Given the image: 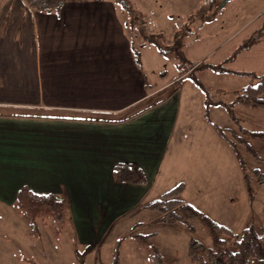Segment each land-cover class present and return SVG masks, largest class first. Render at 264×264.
<instances>
[{"label":"crops","instance_id":"obj_1","mask_svg":"<svg viewBox=\"0 0 264 264\" xmlns=\"http://www.w3.org/2000/svg\"><path fill=\"white\" fill-rule=\"evenodd\" d=\"M250 4L264 8V0ZM148 16L144 25L155 32ZM128 22L114 0H63L51 11L0 0V218L4 210L20 215L15 200L23 185L54 193L66 201L73 235L89 245L103 219L182 182L183 201L238 232L229 201L240 172L229 144L203 117L204 94L184 79L186 71L154 84L153 68L165 56ZM117 163L140 167L146 183L117 181Z\"/></svg>","mask_w":264,"mask_h":264},{"label":"rangeland","instance_id":"obj_2","mask_svg":"<svg viewBox=\"0 0 264 264\" xmlns=\"http://www.w3.org/2000/svg\"><path fill=\"white\" fill-rule=\"evenodd\" d=\"M126 1L143 17L148 19L150 14L155 19L157 29L155 32L147 31L158 35L159 42L167 47V54L153 68L159 73L150 77L154 84L167 83L175 79L179 72L188 73L190 68L200 62L264 74V34L257 44L249 50H243L233 61H224L244 40L260 31L264 32L263 6L250 4V0H226V5L222 8L209 7L208 0ZM214 1L219 4L223 0ZM258 11L260 17L254 18L249 26L242 27L222 43L233 29L241 27L244 20ZM209 16L211 19H208ZM198 23L202 25L200 30L195 28ZM175 40L182 43L181 50L187 59L181 68L177 66L178 60L170 50L172 47H169ZM164 70L166 75L161 76L160 72ZM195 75L206 87L209 100L224 104L232 103L234 91H241L250 81L248 76L220 73L211 69L196 71ZM184 79L191 81L187 75ZM217 89H223L226 93H218ZM232 113L234 117L218 104L209 111L212 121L224 130L226 138L236 145L239 153L235 161L240 172V183L237 191H234V200L229 201L230 212L234 214L230 220L231 225H237L238 232L250 225L264 231V175L260 182L257 174L264 173V139L251 141L256 152V156H253L233 135L242 136L248 141L249 136L244 134L242 129L263 131L264 108L245 107L235 103ZM248 188L252 189V192H249ZM60 198L64 201L65 209L66 201ZM158 198L156 196L153 200ZM141 207H136L118 218L103 219L102 227L91 229L89 245L80 243L73 235L74 225L67 210H64L62 223L39 218L38 238L29 234L31 227L27 217L20 214L12 218L13 213L4 210L0 218V264H110L116 242L130 233L153 234L151 244L166 264H195L187 254L188 243L192 238L200 241L205 247L211 245L210 232L202 218L166 222L162 220L163 214L160 212ZM15 210V214H19L16 205ZM198 210L221 223L218 219L220 217H216L218 215L212 214L214 218L210 212ZM217 214L222 216L225 213ZM57 229L58 233L55 232ZM149 253V247L140 246L133 238L125 237L119 247L118 264H153Z\"/></svg>","mask_w":264,"mask_h":264},{"label":"trees","instance_id":"obj_3","mask_svg":"<svg viewBox=\"0 0 264 264\" xmlns=\"http://www.w3.org/2000/svg\"><path fill=\"white\" fill-rule=\"evenodd\" d=\"M32 9L39 11H51L58 8L63 0H24ZM121 6V9L127 12L129 16L128 25L133 27L136 25L138 34L142 37L145 43L154 45L161 55L167 54V47L159 42V36L155 33H149L145 28L144 17L134 9L126 0H114ZM209 7L219 8L220 3L214 6V0H208ZM212 16V15H211ZM209 16L208 19H211ZM264 32L260 31L244 40L234 51L224 60L225 62L233 61L236 56L243 50L250 49L257 44ZM170 50L174 52L178 67L186 62V57L181 50L182 43L175 40ZM136 62L140 64V54L134 50ZM203 69H211L220 73H232L248 76L249 83L241 90L234 91V100L232 103L224 104L212 102L209 100V95L202 81L196 77L195 72ZM165 76L166 72L160 73ZM192 83L201 90L204 94V114L203 117L208 124H211L217 134L223 138L233 150L235 157H239L236 145L226 138L224 130L216 125L209 116V107L213 105L222 106L230 115L233 116L232 107L235 103H239L245 107L264 108V74H256L252 71H237L228 69L221 64H211L208 62H200L190 68L186 74ZM176 91V89L174 90ZM218 93H225V90L218 89ZM242 132L249 136V140H245L242 136H235V139L245 145L246 150L253 156L256 152L252 147L251 141L255 139H264L263 131H248L242 129ZM113 173L117 181L120 183L130 184H145L146 177L142 169L131 163H117L113 167ZM259 175L258 181H262L263 172H257ZM184 184L178 183L174 187L164 192L158 199L142 205L145 209H151L163 214L162 220L166 222L187 221L193 218H202L210 232L211 245L205 247L200 241L190 239L187 247V254L190 260L195 264H264V231L258 230L253 225L245 227L240 232H232L226 226L212 220L204 215L201 211L195 208L190 203L183 201L180 194L184 190ZM249 192L252 189L248 188ZM15 205L19 214L27 217L30 224L29 234L38 238L40 236V227L38 219L52 220L57 223L63 221L64 201L54 193L35 192L27 186H21L16 193ZM58 233V229L55 230ZM153 234H128L125 237L133 238L140 246H147L150 249L149 257L153 264H166L161 254L157 251L154 245L151 244ZM124 237V238H125ZM122 238V240L124 239ZM122 240L116 242L115 253L110 264L119 263V247Z\"/></svg>","mask_w":264,"mask_h":264},{"label":"water","instance_id":"obj_4","mask_svg":"<svg viewBox=\"0 0 264 264\" xmlns=\"http://www.w3.org/2000/svg\"><path fill=\"white\" fill-rule=\"evenodd\" d=\"M225 2H226V0H223V1L220 3L219 8H222V7L225 5Z\"/></svg>","mask_w":264,"mask_h":264}]
</instances>
